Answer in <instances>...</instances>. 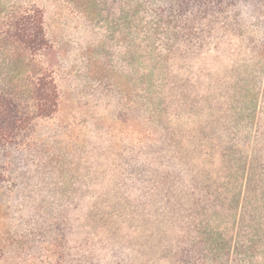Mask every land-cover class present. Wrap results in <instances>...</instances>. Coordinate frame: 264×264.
<instances>
[{
    "label": "rangeland",
    "instance_id": "rangeland-1",
    "mask_svg": "<svg viewBox=\"0 0 264 264\" xmlns=\"http://www.w3.org/2000/svg\"><path fill=\"white\" fill-rule=\"evenodd\" d=\"M29 10L57 108L0 147V264H264V0H0V32Z\"/></svg>",
    "mask_w": 264,
    "mask_h": 264
},
{
    "label": "trees",
    "instance_id": "trees-1",
    "mask_svg": "<svg viewBox=\"0 0 264 264\" xmlns=\"http://www.w3.org/2000/svg\"><path fill=\"white\" fill-rule=\"evenodd\" d=\"M204 3L212 0H198ZM0 32V47L24 61L29 75L25 81L28 104L20 107L16 96L0 91V147L11 146L17 135L35 118H49L57 108V90L51 75L37 68L35 58L49 49L39 11L29 10L10 17ZM12 56V55H11ZM19 59V60H20ZM21 61V60H20ZM31 111V112H30Z\"/></svg>",
    "mask_w": 264,
    "mask_h": 264
}]
</instances>
